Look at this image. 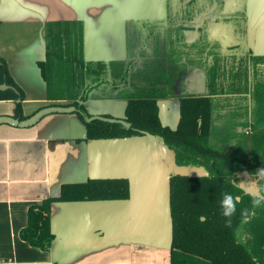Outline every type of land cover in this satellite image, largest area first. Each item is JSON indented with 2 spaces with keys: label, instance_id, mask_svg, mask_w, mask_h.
Returning <instances> with one entry per match:
<instances>
[{
  "label": "trees",
  "instance_id": "trees-1",
  "mask_svg": "<svg viewBox=\"0 0 264 264\" xmlns=\"http://www.w3.org/2000/svg\"><path fill=\"white\" fill-rule=\"evenodd\" d=\"M184 1L183 5L189 7L197 2ZM230 3L231 0H218L212 10L219 9L224 26L230 24L238 31L240 22L246 23V17H239L240 13L246 15V3L244 0L239 5L237 0L234 8ZM223 8L234 13L225 17L223 14L228 11ZM240 8L242 11L238 10ZM176 16L171 13L168 0L165 19L130 21L127 24V51L131 59L109 63L85 59L82 22L47 23L46 58L38 64L46 83L47 97L49 100L71 101L51 106L76 109L75 113L86 129L85 141L130 138L149 133L163 138L175 153L177 165L204 166L209 172V176L201 178L171 177V264H264V206L252 209L253 195L236 185L238 171L254 174L257 169H264V55L245 53L242 50L244 43L240 42L224 49L218 39L209 38L206 23L202 27L194 26L191 11L178 20H175ZM211 20L213 25L219 23L217 15ZM156 23H169L166 35L169 54L172 60L182 61V74L187 66L204 68L205 92L180 96V119L176 129L161 123L157 100L175 96L173 87L177 74L173 77L162 68L159 71L164 72V76H160L152 74L149 69V74L142 73L136 81L128 82L130 71L136 65L132 53L137 46L144 50L140 30L145 31ZM195 31L198 37L189 42ZM144 40H147L146 34ZM109 72L112 78L119 77L118 83L108 77ZM6 75L8 84L20 91L7 69ZM101 86L109 87L108 92H113L107 94L108 98L126 99L122 120L129 127L119 122L87 121L92 115L83 103L94 89ZM32 115L25 116L22 104H16L15 119L22 121ZM100 116L117 119L111 115ZM220 120L222 123L217 126ZM214 137L223 145L229 140L234 143L212 145ZM259 186L264 187V181ZM224 192L240 197L230 225L228 218L221 215L219 205ZM129 198L130 183L126 178H95L83 183L64 184L58 196L29 207L27 225L20 231V238L34 248L50 249L55 239L51 229L54 202ZM242 209L251 211L244 223H241Z\"/></svg>",
  "mask_w": 264,
  "mask_h": 264
},
{
  "label": "crops",
  "instance_id": "crops-1",
  "mask_svg": "<svg viewBox=\"0 0 264 264\" xmlns=\"http://www.w3.org/2000/svg\"><path fill=\"white\" fill-rule=\"evenodd\" d=\"M167 14L168 0H0V117H13L19 102L25 116L71 103L47 97L38 65L46 58L47 23L82 22L87 61L124 62L129 57L127 24L162 20ZM244 28L242 50L263 56L264 0L246 1ZM6 69L23 98L8 84ZM103 88L94 89L83 103L87 111L123 117L126 99L100 95ZM189 88L203 94L204 78ZM158 106L161 123L176 129L179 98H161ZM85 134L75 112L47 115L31 127L0 125V264H171L165 221L153 214L151 186L142 199L134 192L141 167L122 141H85ZM95 178L128 179L130 198L54 202L50 249L34 248L20 238L30 206L58 196L64 184Z\"/></svg>",
  "mask_w": 264,
  "mask_h": 264
},
{
  "label": "rangeland",
  "instance_id": "rangeland-1",
  "mask_svg": "<svg viewBox=\"0 0 264 264\" xmlns=\"http://www.w3.org/2000/svg\"><path fill=\"white\" fill-rule=\"evenodd\" d=\"M182 1L184 0H170L171 13L177 15L175 20H178L181 17V15L187 13L188 11H191L194 19V26L202 27L206 23V25L209 26L208 27L209 38L211 40L218 39L224 49L237 44L239 42V39H243V41H245L244 39L245 24L243 22H240V24L238 25L239 29L237 33L236 31H234L233 26H231L230 24L228 26H224L223 23L224 20L222 19V15L220 14L219 9L215 11L212 10L218 4V0H197L196 4L192 5L191 7L184 6ZM226 1L228 2V0H225V2ZM246 1L247 0H245V3ZM239 2L242 3L244 2V0H238V4L240 5ZM230 5L233 8L236 6V4L235 5L233 4V2H231ZM224 9L225 8H223V10ZM238 10L242 11V8ZM224 11H228V12H224L223 16L234 13V12H230L231 10H224ZM215 15H217V17L219 18V23L213 25L211 19ZM239 17L242 19L243 17H246V15L240 13ZM169 26H170L169 23H160V24L156 23L150 25L148 28H146L145 31L140 30V39L142 36L141 42H144L143 45L144 50L141 51L142 47L137 46L140 45L141 43L135 44V46L137 47L135 48V51L132 54L135 55L134 58H136V65L134 69L130 71L128 78L129 83L136 81V79L139 77V75H142V73L143 74L146 72L148 73L149 69L152 72H154V66L159 65L162 62H163L162 63L163 66H165L166 68V71H169V73L172 74L173 77H175V74L178 75L175 80V83L178 86H181V88L190 87L191 86L190 84L202 82V79L204 78V68H199L196 65H193L191 67L187 66L185 68V73L182 74L183 73L182 61L172 60L171 58L172 55L169 54V48L166 37V35H168ZM145 34L147 35V40H144ZM151 34H153V36H151ZM197 37H198V32L195 31L190 38L192 40L193 39L195 40ZM136 54L139 55L136 56ZM128 59H131V56H129ZM157 72L160 76L161 75L164 76V72L159 71V69H157ZM108 77L113 79L114 82L116 83H118V81L120 80L119 77L114 76V78H112L110 72L108 73ZM108 89L109 87L107 88L106 86H104L103 90L100 92V95H106L107 93H109L107 92ZM91 96H94V92L91 94ZM226 143L227 145H223L224 143H221V141L215 140L213 138L211 141L212 145L228 146L229 143L228 142ZM143 176H145V174L141 175L139 180L134 185V192L138 193V197L140 199H142L147 188V184L145 183V179Z\"/></svg>",
  "mask_w": 264,
  "mask_h": 264
},
{
  "label": "water",
  "instance_id": "water-1",
  "mask_svg": "<svg viewBox=\"0 0 264 264\" xmlns=\"http://www.w3.org/2000/svg\"><path fill=\"white\" fill-rule=\"evenodd\" d=\"M236 4V0H232ZM74 107L49 106L40 109L31 117L19 121L13 117H0V125L7 124L17 127H31L37 124L42 118L50 114H68L74 113ZM103 120L108 122H119L126 127L130 125L120 119H106L100 115L92 116L87 121ZM126 147L130 156L141 167L144 179L148 187L151 186L150 196L154 200L155 208L153 214L156 218H162L165 221V232L168 235L169 245L172 243V216H171V177L179 175L183 177L201 178L209 176V172L204 166H179L175 161V153L165 144L162 137L154 136L149 133H143L142 136L120 139ZM247 173V172H244ZM243 190V187H240ZM250 195H258L257 188ZM131 196V193H130ZM158 226L161 228L163 224L160 219Z\"/></svg>",
  "mask_w": 264,
  "mask_h": 264
},
{
  "label": "clouds",
  "instance_id": "clouds-1",
  "mask_svg": "<svg viewBox=\"0 0 264 264\" xmlns=\"http://www.w3.org/2000/svg\"><path fill=\"white\" fill-rule=\"evenodd\" d=\"M254 175L258 178L259 182L257 185L258 195H253L251 199L252 209L259 208L264 206V187H260V182L264 181V169H257ZM240 197L234 196L229 192L222 193L221 199L219 201L221 215L227 219V223L231 224V217L236 213L237 204L239 203ZM251 215V211L249 209L241 210V223H244L248 220Z\"/></svg>",
  "mask_w": 264,
  "mask_h": 264
},
{
  "label": "flooded vegetation",
  "instance_id": "flooded-vegetation-1",
  "mask_svg": "<svg viewBox=\"0 0 264 264\" xmlns=\"http://www.w3.org/2000/svg\"><path fill=\"white\" fill-rule=\"evenodd\" d=\"M185 1H189V0H185ZM231 2H232V0H231ZM236 4H237V2H236ZM192 41H194V39L192 40L191 38L189 39V42H192ZM161 63V62H160ZM163 63V62H162ZM159 64V65H156V66H154V72L152 73V74H157L158 72H156V70L157 69H162V68H164L165 70H166V68H165V66H163V64ZM151 71V70H150ZM191 85V84H190ZM174 93H175V96L174 97H178L179 98V103H180V96L181 95H184V94H187V93H190V88L189 87H185V88H181V86H178L176 83H174ZM108 92V91H107ZM107 94H110V93H107ZM192 94V93H191ZM167 98V97H166ZM159 99H161V98H159ZM158 99V100H159ZM158 100H157V104H158ZM158 108H159V106H158ZM179 108H180V106H179ZM126 109V108H125ZM125 114V113H124ZM114 117V116H113ZM115 118H117V119H120V120H122V118H124V116L123 117H115ZM159 118H160V116H159ZM179 119H180V117H179ZM124 121V120H123ZM161 121V120H160ZM179 123V122H178ZM244 172H247V171H238L237 172V177H238V181H237V186L240 188V187H243V191L245 192V193H247V194H249L250 192L252 193V192H254V189L255 188H257V185H256V183H258L259 182V180H258V178L254 175V174H251V173H249V172H247V173H244ZM241 189V188H240Z\"/></svg>",
  "mask_w": 264,
  "mask_h": 264
}]
</instances>
